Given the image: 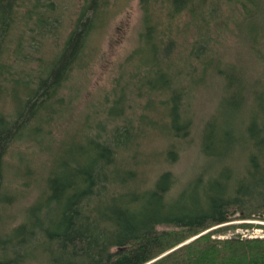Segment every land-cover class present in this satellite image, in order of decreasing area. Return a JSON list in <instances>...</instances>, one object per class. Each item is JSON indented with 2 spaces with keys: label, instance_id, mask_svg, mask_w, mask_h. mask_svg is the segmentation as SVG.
<instances>
[{
  "label": "trees",
  "instance_id": "1",
  "mask_svg": "<svg viewBox=\"0 0 264 264\" xmlns=\"http://www.w3.org/2000/svg\"><path fill=\"white\" fill-rule=\"evenodd\" d=\"M66 1L0 0V264H264V238L213 236L234 209L264 220V8L140 0L137 45L75 116L122 0ZM195 120L183 180L164 163Z\"/></svg>",
  "mask_w": 264,
  "mask_h": 264
},
{
  "label": "rangeland",
  "instance_id": "2",
  "mask_svg": "<svg viewBox=\"0 0 264 264\" xmlns=\"http://www.w3.org/2000/svg\"><path fill=\"white\" fill-rule=\"evenodd\" d=\"M221 8H243V0H221ZM246 2V1H245ZM67 5H64L65 11H69L70 2L66 1ZM247 5L250 8H264V0H247ZM117 11L114 17L110 20L108 28L102 40H95L96 45H98L99 60H94L91 62V66L88 68V74L83 75L81 78V83L84 84V90L76 101V106L74 108V115L83 108H87L92 104V100L98 98L101 94L108 92V88L111 85L113 74L115 73L117 66L121 61L124 60L126 55L131 51L138 43L139 31L141 29L142 21V7L140 0H122L118 2L112 11ZM243 18L241 19V21ZM224 32L227 36V42L222 48L224 50L226 57L228 59H233L236 55H242L245 49L244 43L239 44L236 38V29L233 23L228 26L224 25ZM239 33L241 34L240 30ZM249 53V51H248ZM246 54V53H245ZM79 78V76H78ZM207 95H214V93L207 92ZM209 96V97H210ZM208 106L203 107L200 115L211 112L214 101L207 97ZM211 108V109H209ZM199 115V116H200ZM196 130L190 131V135L186 140L182 141L181 154L177 161L173 163H164L176 172L181 179L186 180L188 177L193 175L195 171L200 168L201 158L198 153V141L199 133L197 132L198 122H194ZM160 166L154 164L153 169H157ZM155 176V172L153 174ZM36 193V191H34ZM31 194V193H30ZM27 198V197H26ZM24 201V202H23ZM33 201L32 199L26 200L25 198L20 202H16L13 207L8 208L10 211H16L20 206L28 205ZM240 213H237L231 220L224 223L226 230L217 232L214 237L218 238H229L234 236H240L241 238H264V220L258 217L252 218H242ZM220 225H215L208 230L219 227ZM159 229H166V226H160ZM206 232V231H205Z\"/></svg>",
  "mask_w": 264,
  "mask_h": 264
},
{
  "label": "water",
  "instance_id": "3",
  "mask_svg": "<svg viewBox=\"0 0 264 264\" xmlns=\"http://www.w3.org/2000/svg\"><path fill=\"white\" fill-rule=\"evenodd\" d=\"M237 213H240L241 215L244 214V211H241L239 212L238 209H234L231 213H230V216H234L236 215ZM260 216H263V214H261Z\"/></svg>",
  "mask_w": 264,
  "mask_h": 264
},
{
  "label": "bare ground",
  "instance_id": "4",
  "mask_svg": "<svg viewBox=\"0 0 264 264\" xmlns=\"http://www.w3.org/2000/svg\"><path fill=\"white\" fill-rule=\"evenodd\" d=\"M239 211V210H238ZM239 212H241V211H239ZM231 217V216H230ZM233 217V216H232Z\"/></svg>",
  "mask_w": 264,
  "mask_h": 264
}]
</instances>
